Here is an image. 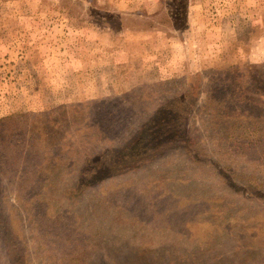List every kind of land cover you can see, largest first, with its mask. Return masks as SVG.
Listing matches in <instances>:
<instances>
[{"label":"rangeland","instance_id":"rangeland-1","mask_svg":"<svg viewBox=\"0 0 264 264\" xmlns=\"http://www.w3.org/2000/svg\"><path fill=\"white\" fill-rule=\"evenodd\" d=\"M0 264H264V0H0Z\"/></svg>","mask_w":264,"mask_h":264}]
</instances>
